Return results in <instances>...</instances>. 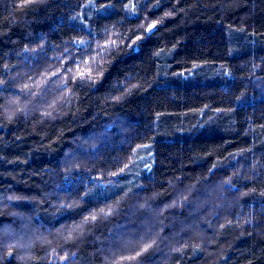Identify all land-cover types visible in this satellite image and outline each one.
<instances>
[{
  "label": "trees",
  "instance_id": "obj_1",
  "mask_svg": "<svg viewBox=\"0 0 264 264\" xmlns=\"http://www.w3.org/2000/svg\"><path fill=\"white\" fill-rule=\"evenodd\" d=\"M0 82V264H264V0H0Z\"/></svg>",
  "mask_w": 264,
  "mask_h": 264
},
{
  "label": "snow or ice",
  "instance_id": "obj_2",
  "mask_svg": "<svg viewBox=\"0 0 264 264\" xmlns=\"http://www.w3.org/2000/svg\"><path fill=\"white\" fill-rule=\"evenodd\" d=\"M156 28V23L150 24L148 26L147 32L149 34L152 33L153 29ZM139 39V37L137 38ZM92 41H86V40H76L72 41V44L75 48L77 49H82V50H87L90 49ZM116 46V41L115 40H106L104 45L101 47L98 45L97 50L99 53L106 55L107 51L109 48L115 47ZM65 55L69 56V61L68 63H75V57L66 49L65 50ZM58 59L63 60V57H59ZM84 67H81L79 64H77V68L75 70V76L72 77V79L79 80L81 83L85 80V78L91 79L92 78V72H93V65L90 64L87 60L84 62ZM72 69L68 67H64L63 69H58L56 72L51 73V76L54 78H59L61 76L64 77V83L61 87V91H63L65 88L68 87V73H71ZM6 74V73H5ZM2 84V82H0ZM27 85H25V89H27ZM3 89L0 88V91ZM31 93H29L30 95ZM66 95H70V93H66ZM64 102H69L65 100ZM47 115H51V113H47ZM125 167H128L127 165ZM124 171V169H121V173ZM114 175H116L114 173ZM64 207H68L67 205H64ZM91 219L94 221L96 220V216H92ZM139 255V253H137ZM123 259V258H122Z\"/></svg>",
  "mask_w": 264,
  "mask_h": 264
}]
</instances>
